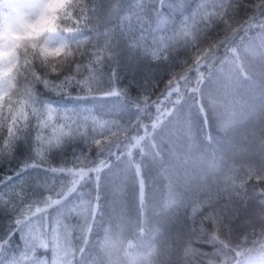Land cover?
Segmentation results:
<instances>
[{"label":"trees","instance_id":"16d2710c","mask_svg":"<svg viewBox=\"0 0 264 264\" xmlns=\"http://www.w3.org/2000/svg\"><path fill=\"white\" fill-rule=\"evenodd\" d=\"M201 2L202 0H186L183 10H176L175 0H171L173 6L161 8L171 20V24L161 25L160 30L155 31V35L158 38L171 37L174 35L172 28L178 33L183 16L193 12ZM208 2L210 3L211 0ZM250 2L251 0H242L238 20L247 18L249 8L246 4ZM124 3L128 6L131 0H124ZM106 6V0H101V8ZM104 22L103 17L94 21L100 24ZM107 23L115 26L116 21H107ZM92 26L90 24L84 29L86 35H92L90 32ZM198 26L203 27L202 24ZM153 27L155 28L154 25ZM101 31L105 29L101 28ZM225 34V26L217 22L203 34L202 40L198 42L199 46L207 47L210 41L223 40ZM257 35L258 31L255 28L247 33L248 38ZM244 36L243 31L238 33L235 37L237 44ZM80 39L84 38L80 37ZM159 47L153 44V37L148 36L147 40L142 41L140 46L134 49L131 57L126 52H122L115 63L108 61L102 66L101 71L105 75L93 87L103 86L107 89L110 84L113 90H126L127 99L104 96L100 91L89 94L86 90L81 91L82 86L74 84L66 90L68 94H64L54 93L38 83L33 86L35 96L37 100L60 109L73 111L91 109L94 115L101 116L104 120L115 121L122 127H127L129 120H132L133 124L136 122L135 109L130 106L131 101L137 97L143 100L147 96L151 107L148 113L143 115V123L150 126L157 115L153 102L159 99L163 101V105L172 107L162 95L166 90L167 81L171 78V74H179L192 67L195 55V46H186L180 36L168 42L169 51L166 55L170 57L169 60L161 62L153 58V53L158 52ZM83 49L91 50V44L86 41ZM224 57L225 47L222 46L217 49L216 59L212 61L213 67L209 68L205 64L200 69L205 74V84L201 87L208 86L217 97L218 104L217 110L212 112V122L205 128V132L216 136L218 143L211 144V141L205 138V134L200 132L199 114L191 113L192 120L196 124L191 136L179 122L174 121L160 141L162 151L159 157L155 161L150 158L145 161L143 171L147 198L146 206L142 211L138 198V184L133 183L131 177L123 174L124 166L116 160L115 155L105 152L98 156L96 147L93 145L89 150L88 144L82 139L69 141L62 149L47 153L54 167L63 163H68L67 166L72 167L73 155L80 154L81 151L89 157L88 167L95 166L102 159L108 161L109 166H112L111 170L104 169L101 173L103 175L105 172L100 192L103 213H98L96 220L89 217L93 231L86 234L88 243L85 245L83 239L85 233L81 231L84 224V205L90 197L94 198L97 195V189L91 181L83 183L82 186L77 185V191L70 193L62 201L66 207L53 204L44 212L32 216V223L25 228L24 233L17 229L13 214L0 209V240L11 237L7 252L0 254V264H10L13 258L18 259L20 264H32L37 257L46 260L47 264H53L56 257L54 251L56 243L72 251L81 246L86 247L88 252L81 264H109L110 259H118L122 246L129 243L132 245L130 251L133 256L141 262L147 257L148 264H208V256H202L200 253L216 252L211 244L204 243L213 231V225L210 221H204V232L199 230L201 215L211 211V206H214L218 212L223 210L222 215L227 218L225 223L231 225L232 233H229L227 228L217 232L220 239H224L229 245L235 246L241 243L243 237L238 239L241 234L246 235L248 241H251L264 233V205L259 204L258 199L260 189L257 186L253 191L256 181L247 179L249 168L264 167V64L241 61L233 69L236 79L226 83L217 79V70ZM75 59L83 64L88 63L87 56H77ZM37 71L42 72L43 69L37 66ZM113 71L117 73L118 78L109 81L108 76ZM87 74V71H82L77 79ZM55 75L50 73L49 79H53ZM187 76L190 80L189 87L195 86V69L187 72ZM248 77L251 79L249 80ZM209 81L212 83L209 84ZM172 99H175V94ZM204 100L206 101L207 97H204ZM230 106H233L231 110H229ZM186 111L182 109L181 115L184 113L189 115ZM60 115L62 117L65 113L61 112ZM218 123L225 125V132L220 133L217 130ZM32 124L35 127V119L32 120ZM63 124V119L56 120L54 117L52 126L42 130V136L45 139H54L61 131L67 132L68 129L63 128ZM112 130L116 131L115 128ZM82 131L88 134V143H91V136L102 139V133L106 129H101L89 120ZM138 132L139 135L144 134L142 128ZM130 134L134 136L137 133ZM108 135L114 139L111 133ZM35 136V131L26 132L25 136L16 142L11 155L0 158V194L11 195L15 190L21 197L27 194L29 201L39 200L35 206L45 208L44 201L48 197L59 199L57 193L61 190L67 191L71 185L67 174L63 176V183L61 179L50 175L47 179L48 187L41 188L43 197L32 196L37 178L43 180L46 175L44 169L48 167V161L42 163L40 168L23 167L32 155L35 156L34 152L32 154V142ZM0 137H7L6 128L0 131ZM121 147L123 148L124 145L122 144ZM120 150L113 148L114 153H119ZM133 151L134 159L140 161L138 150ZM121 159L126 157L122 156ZM36 160L38 161L39 158ZM59 175L57 174L58 177ZM230 176L232 180H228ZM233 183L237 186V190H232ZM241 183L245 185L242 190L239 189ZM21 188L24 189L23 192ZM7 198L8 196H4V199ZM95 202L93 199V203ZM194 207H198L196 213L193 212ZM41 217H44L43 222ZM29 229L44 240L48 247L41 248L37 242L36 247L31 251L25 248L21 237H27ZM106 229L117 232L108 244H103L104 249L109 253L112 249H117L112 255H106L101 250ZM194 231L196 235L191 236ZM190 238L192 243L188 247L192 252L186 255L185 241ZM24 252H27V256L23 255ZM59 255L63 257V251ZM79 258L80 254L76 252L75 259ZM222 259V257L216 259L214 264H220Z\"/></svg>","mask_w":264,"mask_h":264},{"label":"snow or ice","instance_id":"6c2138e0","mask_svg":"<svg viewBox=\"0 0 264 264\" xmlns=\"http://www.w3.org/2000/svg\"><path fill=\"white\" fill-rule=\"evenodd\" d=\"M26 2L30 7L44 12L46 11L48 0H26ZM185 3L186 0H175L174 8L183 10ZM65 4H72V0H65ZM241 4L242 0H211L210 3L208 0H202L201 3L197 4L193 12L183 16L178 33L175 28H172L173 36H161L158 38L155 35V31H159L161 25L169 26L171 24V20L161 11L162 7L173 6L171 0H131L128 6H125L124 0H106L107 6L104 8H101V0H87V2L85 0H76L72 13L65 20L67 31L61 37L68 41V51L65 54V59L59 67L55 65L45 67L42 68V72L37 71L38 65L26 67L23 79L24 90L15 101L17 105L15 110L0 108V131L7 129V137H0V158L11 155L16 142L22 139L26 132L31 131L33 133L35 131V140L32 142V154L34 152L35 156L32 155L29 160L33 161L32 163L27 161L23 167L40 168L42 163L48 161V167L44 169L46 175L43 180L37 178L33 186L32 196L43 197L44 193L41 188L48 187L47 179L50 175L61 179L62 183L64 174H67L70 178L68 182L71 186L68 187L67 191L61 190L58 192L59 199L54 200L48 197L44 201L45 208L35 206L39 203V200L33 199L29 201L27 194L21 197L15 190L12 191L11 195L7 193L0 194V209L10 211L13 214L14 223L21 233H24L25 228L32 223L31 217L36 213L44 212L47 207L53 204L66 207V205L62 204V201L70 193L77 191V185L82 186L83 183L91 181L97 189V195L94 198L90 197L85 202L84 224L81 227V231L85 233L84 244L87 245L86 234L93 231V225L89 222V217L92 220H96L98 213H103L100 203V192L103 187L105 172L103 175L101 173L104 169L111 170L112 166H109L107 160L102 159L95 166L88 167L89 157L83 151L80 154L75 153L73 155L72 167H68V163L52 166L47 153L62 149L69 141L75 142L77 139H82L88 144L89 150L94 145L98 156L103 155L105 152L109 155H115L116 160L120 161L124 166L123 174L126 177H131L133 183L138 184L141 211L146 206L145 201L147 198L146 179L143 171L145 161L149 158L155 161L159 157L162 151L160 141L163 139L164 132L170 128L174 121L179 122L191 136L193 127L196 126L192 120L191 113L195 112L200 117V132L205 134V138L209 139L211 144L218 143L216 136L205 132V128L210 126L212 122V112L217 110L218 104L217 97L209 90L208 86L201 87L205 84V74L200 71L201 66L206 64L209 68H212V61L216 59L217 49L222 46L225 47V57L221 60L220 68L217 70L218 80H223L226 83L233 82L236 79V73L233 69L241 61L264 64V0H251L250 3H247L246 6L249 8L246 14L247 18L238 20ZM100 17H103L105 22L103 24L94 23ZM112 20L116 21L115 26L107 23V21ZM217 22L225 26L226 34L224 39L210 41L207 47H200L198 42L202 40L203 34ZM90 24L93 26L90 29L92 35L89 36L85 34L84 29ZM200 24L203 25L202 28L198 26ZM101 28L105 29V31L102 32ZM254 28L257 29L258 35L248 38L247 33ZM241 31L244 32L245 36L241 37L240 43L237 44L235 37ZM148 36L153 37L154 45L160 46L158 52L153 53V58L161 62L170 59L166 55L169 51L168 42L174 41L177 36L183 38L186 46H195L192 67L187 68L182 73L171 74V78L167 81L166 90L162 93L164 100L168 101V104L172 105V107L163 105V101L159 99L153 102L157 115L151 121L150 126L143 123V115L147 114L148 109L151 107L147 96L143 100L137 97L131 101L130 106L135 109L134 119L136 122L133 124L132 120H129L127 127H122L115 121L104 120L103 117L94 115L91 109L81 111L60 109L44 101L37 100L33 86L38 83L43 84L45 88L54 93L68 94L66 90L74 84L82 86L81 91L86 90L89 94L94 91H100L103 92L104 96L127 99L126 90H113L110 84L107 89L103 86L94 88L93 85L98 84L104 77L105 74L101 71V68L106 62L115 63L122 52H126L131 57L134 49L138 48L142 41L147 40ZM80 37L84 39L81 40ZM86 41L91 44V50L83 49V44ZM77 56H87L88 63L83 64L77 61L75 59ZM193 69L196 72V82L195 86L189 87L190 80L187 72ZM82 71H87V76L77 79ZM50 73L56 74L53 79H49ZM61 77L63 78L61 79ZM116 78L118 77L115 71L108 76L109 81ZM248 79L250 80L251 78L248 77ZM181 81H183V84H181ZM211 83L209 81V84ZM173 94H175V99H172ZM204 97H207L206 101ZM37 105L39 107H36ZM232 107L230 106L229 110ZM182 109H186L189 115H185V113L181 115ZM61 112L65 113L62 117L60 115ZM73 116H75V119H73ZM54 117L56 120L63 119V128H67L68 131H61L60 135L54 139H45L42 136V130L52 126ZM33 119L36 121L35 127L32 124ZM89 120L101 129H106L102 133V139L91 136V143H88V134L82 131ZM149 127L151 130H149ZM113 128L116 131H113ZM141 128L144 130L143 135H139L138 132ZM216 128L220 133L225 132V125L223 124L218 123ZM131 132H136L137 134L133 136L130 134ZM109 133L114 139L109 137ZM121 135H123V140H121ZM122 144L124 145L123 148L121 147ZM113 148L121 150L119 153H114ZM133 150H138V154L141 157L140 161L134 159L135 153ZM122 156L126 157V159L122 160ZM36 158H39V160L37 161ZM57 174H60L59 177ZM247 179L256 181V184L253 185V191L259 186V204L264 205V167L259 169L249 168ZM228 180H232V177H228ZM244 186V183H241L239 189H244ZM232 190H237L235 183L232 185ZM23 191L24 189L21 188V192ZM4 196H8V198L4 199ZM93 199L96 201L95 203H93ZM194 203L198 204V202ZM34 206L35 210L33 211ZM197 211L198 207H194L193 212L196 213ZM222 212L223 210L218 212L214 206H211V211H206L201 215L200 232H204V221H210L213 225V231L210 233L209 238L204 240V243L211 244L216 249V252L209 254L200 253L202 256H208V264H214V261L221 257L231 258L234 256L231 248L228 247L229 244L217 235V232L223 228H227L228 232L232 233L231 225L230 223H225L227 218L222 215ZM43 219L44 217H41L42 222ZM140 230H143L142 225ZM116 233L113 230L106 229L105 244H108ZM193 235H196L195 231L191 233V236ZM241 237L247 238L246 235L241 234L238 239H241ZM10 238L9 236L0 240V254L7 252ZM21 239L24 241L25 248L29 251L36 247L37 242L41 248L48 247L47 243L40 239L31 229H29L27 237L22 236ZM191 243V238L185 241L186 255L192 252V249L188 247ZM54 251L56 252V257L53 264H58V262L65 260L69 256L72 261L75 260V264H81L88 249L81 246L72 251V249L63 248L59 243H56ZM61 251L64 253L63 257L59 255ZM76 252L80 254L79 259H75ZM23 255L27 256V252H24ZM10 264H20V261L13 258ZM32 264H47V261L37 257L32 261Z\"/></svg>","mask_w":264,"mask_h":264},{"label":"clouds","instance_id":"9594fccd","mask_svg":"<svg viewBox=\"0 0 264 264\" xmlns=\"http://www.w3.org/2000/svg\"><path fill=\"white\" fill-rule=\"evenodd\" d=\"M72 4L65 0H48L46 11L30 7L26 0H0V108L14 111L16 99L23 92L24 69L29 65L40 68L59 67L68 51V41L62 39L67 31L65 20L73 11ZM215 116V113H214ZM101 250L106 255L115 254ZM234 256L223 258L220 264H264V233L248 241L232 246ZM131 243L122 246L118 259H110L109 264H148L133 256ZM58 264H73L67 257Z\"/></svg>","mask_w":264,"mask_h":264}]
</instances>
